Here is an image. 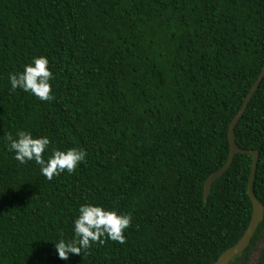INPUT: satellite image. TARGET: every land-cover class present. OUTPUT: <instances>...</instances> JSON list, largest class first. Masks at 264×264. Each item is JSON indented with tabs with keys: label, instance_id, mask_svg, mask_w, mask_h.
I'll return each mask as SVG.
<instances>
[{
	"label": "trees",
	"instance_id": "trees-1",
	"mask_svg": "<svg viewBox=\"0 0 264 264\" xmlns=\"http://www.w3.org/2000/svg\"><path fill=\"white\" fill-rule=\"evenodd\" d=\"M45 57L53 100L10 74ZM264 64V0H0V264H212L250 218L251 156H227V126ZM87 153L48 181L21 165L7 133ZM257 152L252 194L263 216L230 264H264V75L233 129ZM85 204L130 214L126 243L61 260Z\"/></svg>",
	"mask_w": 264,
	"mask_h": 264
},
{
	"label": "clouds",
	"instance_id": "clouds-1",
	"mask_svg": "<svg viewBox=\"0 0 264 264\" xmlns=\"http://www.w3.org/2000/svg\"><path fill=\"white\" fill-rule=\"evenodd\" d=\"M48 63L43 56L34 58L22 72L10 74L11 91L20 89L42 102L53 100L49 83L53 79V74L48 69ZM4 139L7 141V150L15 154L14 159L19 164L35 161L40 166L41 174L48 181L64 172L74 173L77 165L83 162L87 155L85 151L76 148L67 151L53 150L50 157L45 160L43 154L50 144L48 138H33L26 131H18L15 137L9 132ZM78 212L79 215L73 222V238L68 241L60 239L54 244L59 259L68 260L70 255H81L93 244L103 246L106 240L126 243L123 233L131 226L130 214L118 215L115 211L91 204L80 206Z\"/></svg>",
	"mask_w": 264,
	"mask_h": 264
},
{
	"label": "water",
	"instance_id": "water-1",
	"mask_svg": "<svg viewBox=\"0 0 264 264\" xmlns=\"http://www.w3.org/2000/svg\"><path fill=\"white\" fill-rule=\"evenodd\" d=\"M263 75H264V64L261 70L259 71L257 77L255 78L251 86L248 88L247 93L243 97L238 110L236 111L235 115L231 118L227 126L226 139H227V149L228 150H227V156H226L225 162L218 170L212 172L203 183L202 197H203V200L205 201L207 197V192L212 182L214 181V179L221 176L226 171V169L231 164V161L235 154H249L251 156L249 176H248V180L246 184V195L251 205V213H250L249 221L241 237L238 239V241L233 246H231L229 249L221 253L212 264H230L231 261L235 257L240 255L244 251L246 246L248 245L250 238L254 234L255 229L257 225L259 224V222L261 221L262 216H263V208L259 204V202L255 199L254 195L252 194V185H253L255 166H256V161H257V152L239 149L234 143V136H233L234 126L236 122L238 121L239 117L242 115L243 111L245 110V107L249 99L251 98L252 94L256 90Z\"/></svg>",
	"mask_w": 264,
	"mask_h": 264
},
{
	"label": "rangeland",
	"instance_id": "rangeland-1",
	"mask_svg": "<svg viewBox=\"0 0 264 264\" xmlns=\"http://www.w3.org/2000/svg\"><path fill=\"white\" fill-rule=\"evenodd\" d=\"M260 247H261V242H258V243L255 245L253 251L251 252V254H250V256H249V258H248L246 264H254V263H255L256 258H257V256H258V251H259Z\"/></svg>",
	"mask_w": 264,
	"mask_h": 264
}]
</instances>
